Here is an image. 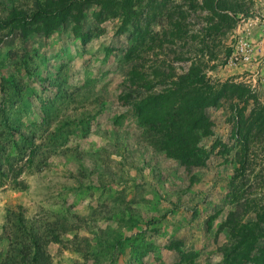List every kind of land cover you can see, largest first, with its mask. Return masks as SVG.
<instances>
[{"label": "rangeland", "instance_id": "obj_1", "mask_svg": "<svg viewBox=\"0 0 264 264\" xmlns=\"http://www.w3.org/2000/svg\"><path fill=\"white\" fill-rule=\"evenodd\" d=\"M67 3L52 22L0 28V264H26L32 235L48 264H261L264 236L245 235L264 229L253 104L204 110L195 167L166 156L133 105L160 92L152 73L196 61L210 84H235L245 67L227 59L237 32L254 43L264 0H0V20Z\"/></svg>", "mask_w": 264, "mask_h": 264}, {"label": "trees", "instance_id": "obj_2", "mask_svg": "<svg viewBox=\"0 0 264 264\" xmlns=\"http://www.w3.org/2000/svg\"><path fill=\"white\" fill-rule=\"evenodd\" d=\"M88 1L91 0H71V3L80 5ZM69 4H62L54 8H36L29 16L23 13H10L6 19L0 20V28L14 26L15 24L30 25L36 22L44 24L52 22ZM152 76L154 78L159 77L160 81L156 84L160 86V92L150 93L136 102L133 105L135 117L140 124L148 128L154 126L163 133V139H165L163 144L164 153L166 156L176 159L185 167L199 166L206 160V152L196 145L199 139L210 134V123L204 114V110L215 107L223 99L235 98L243 104L248 101L253 104V109L248 116L249 119L244 124L246 127L243 124L236 123L238 131L243 127L246 128L247 136L253 129H256L258 133L264 131V105H260L255 97L247 96L246 94L250 92L241 84H234L229 80L219 82V84H210L199 61L192 63L187 71L179 76L160 74L158 71L152 73ZM173 76H175V81H169L168 85H163L161 80ZM245 95L246 100L243 101L242 97ZM242 140L247 144V139L243 138ZM244 149L243 156L248 151L247 147ZM3 167L5 165L0 164L1 171ZM8 167L12 166L9 164ZM228 216L233 217V213ZM229 217L227 218L228 225L230 223ZM257 221L262 224L264 218L261 217ZM262 228L258 224L253 228V231L250 228L248 230L246 227L245 235H249L251 240L254 235L262 237L264 236V229ZM242 232L244 233L243 229ZM30 248H34V252L29 255ZM23 260L26 264H48L49 262L48 255L34 235L30 240L28 254L24 255ZM258 261L264 264V256H259Z\"/></svg>", "mask_w": 264, "mask_h": 264}, {"label": "built area", "instance_id": "obj_3", "mask_svg": "<svg viewBox=\"0 0 264 264\" xmlns=\"http://www.w3.org/2000/svg\"><path fill=\"white\" fill-rule=\"evenodd\" d=\"M236 34L233 51L226 64L234 67L243 65L245 68L238 73L235 83L244 86L251 94L264 95V25L254 43L239 32Z\"/></svg>", "mask_w": 264, "mask_h": 264}]
</instances>
